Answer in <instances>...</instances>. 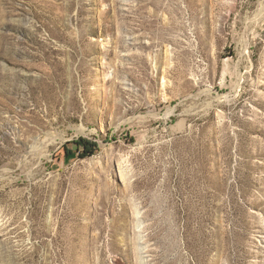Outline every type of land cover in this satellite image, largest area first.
Masks as SVG:
<instances>
[{
	"label": "rangeland",
	"instance_id": "374dc122",
	"mask_svg": "<svg viewBox=\"0 0 264 264\" xmlns=\"http://www.w3.org/2000/svg\"><path fill=\"white\" fill-rule=\"evenodd\" d=\"M0 264H264V0H0Z\"/></svg>",
	"mask_w": 264,
	"mask_h": 264
}]
</instances>
